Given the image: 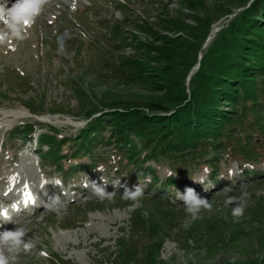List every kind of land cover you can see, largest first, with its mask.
I'll return each instance as SVG.
<instances>
[{
  "label": "rangeland",
  "instance_id": "rangeland-1",
  "mask_svg": "<svg viewBox=\"0 0 264 264\" xmlns=\"http://www.w3.org/2000/svg\"><path fill=\"white\" fill-rule=\"evenodd\" d=\"M253 1L49 0L15 51L0 46V200L27 184L39 201L0 222V232L24 225L36 241L19 264H264V76L251 99L221 101L214 134L188 146L168 150L162 129L140 124L189 96ZM101 178L113 202L85 186ZM138 184L133 206L124 186ZM241 186L247 207L234 219L222 189L239 197ZM188 187L212 210L186 213L177 191ZM55 198L60 218L48 209Z\"/></svg>",
  "mask_w": 264,
  "mask_h": 264
},
{
  "label": "trees",
  "instance_id": "trees-1",
  "mask_svg": "<svg viewBox=\"0 0 264 264\" xmlns=\"http://www.w3.org/2000/svg\"><path fill=\"white\" fill-rule=\"evenodd\" d=\"M262 1L254 0L249 10L241 15V23L232 24L231 35L216 52L214 66L208 70L207 74L200 76L189 96L186 98L184 96L182 101L174 106L172 114L140 116V124H144L150 130L162 129L164 136L170 138L165 144L168 150L188 146L212 132L214 134L218 124L227 115V111L220 109V106L225 104L221 101L237 106L243 98L251 99L250 87L255 77L264 76V63L261 62V56L264 55V3ZM163 48L159 50V53L163 54L162 57L166 60L172 59L171 51L166 52L164 51L166 48ZM151 49L157 51V47L149 48ZM141 62L135 61L143 71H150L148 66ZM147 76L150 77L148 74ZM159 77L162 78L161 75ZM150 105L162 108L160 103ZM117 120L118 118L114 119V122ZM130 124H123V126L128 127ZM97 128L99 129V126L96 125L89 130H84L79 137L80 143L88 141V137L96 132Z\"/></svg>",
  "mask_w": 264,
  "mask_h": 264
},
{
  "label": "clouds",
  "instance_id": "clouds-1",
  "mask_svg": "<svg viewBox=\"0 0 264 264\" xmlns=\"http://www.w3.org/2000/svg\"><path fill=\"white\" fill-rule=\"evenodd\" d=\"M49 3V0H14L10 4V0H0V46L8 45L12 51L16 50V46L12 44V41H24L27 39L28 28H30L35 22L37 17L44 11L45 6ZM74 7V6H73ZM97 171H103V168H98ZM205 173H209L210 169L205 168ZM229 174L232 175V170H229ZM171 175V173H169ZM103 181V185H98L96 181L88 180L85 182V186H91L94 194L101 200L107 199L109 202L114 201L116 192L111 193L106 191L105 186L107 182ZM46 183V181H42ZM60 180H56V184H60ZM200 183L203 184L201 180ZM27 184L25 185V189ZM206 190V189H205ZM207 191V190H206ZM232 187H225L222 189L224 196L226 197L225 205L236 204L232 208L231 215L234 219H239L244 216L245 209L247 207L246 197L247 192L241 186V194L239 197L230 195L232 193ZM25 195H27L25 193ZM144 196V189L140 184L133 186V188L124 186V192L122 199L126 201H132L133 206H137L139 200ZM177 199L183 201L184 209L186 213L192 217H196L202 210L211 211L213 204L209 199L203 198L193 188H186L184 193L177 191ZM20 202L13 205L15 210ZM15 206V207H14ZM48 209L55 213L58 218L63 214L62 205L57 198L54 199L53 203L48 205ZM7 213V217L3 213ZM11 215L7 208L0 209V221L8 222ZM227 219V217H225ZM29 229L24 225H20L14 230H5L0 232V264H19L20 254H30L35 250L36 241L34 238L24 239ZM41 256L47 257V252L41 251Z\"/></svg>",
  "mask_w": 264,
  "mask_h": 264
},
{
  "label": "bare ground",
  "instance_id": "bare-ground-1",
  "mask_svg": "<svg viewBox=\"0 0 264 264\" xmlns=\"http://www.w3.org/2000/svg\"><path fill=\"white\" fill-rule=\"evenodd\" d=\"M49 7H50V6H49ZM213 32H214V31H213ZM29 194H30V193H28L25 197L27 198ZM31 196L33 197L32 194H31ZM25 197H24V198H25ZM36 197H37V196H36ZM38 204H39V201H38L37 204H35V205H34L33 207H31V208H24V206H23L24 203H23L22 205H19L17 211L11 213V217H18V216H20V215H22V214H25V213H27V212H29V211H32V208L36 207ZM37 207H38V206H37Z\"/></svg>",
  "mask_w": 264,
  "mask_h": 264
},
{
  "label": "snow or ice",
  "instance_id": "snow-or-ice-1",
  "mask_svg": "<svg viewBox=\"0 0 264 264\" xmlns=\"http://www.w3.org/2000/svg\"><path fill=\"white\" fill-rule=\"evenodd\" d=\"M28 203H33V204L35 203L34 197H32L31 194L28 195L27 200L25 201V206H27ZM3 214H4L5 217H7V213L6 212L3 213Z\"/></svg>",
  "mask_w": 264,
  "mask_h": 264
}]
</instances>
